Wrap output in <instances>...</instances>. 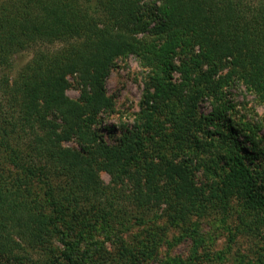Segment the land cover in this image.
Instances as JSON below:
<instances>
[{
	"label": "trees",
	"instance_id": "trees-1",
	"mask_svg": "<svg viewBox=\"0 0 264 264\" xmlns=\"http://www.w3.org/2000/svg\"><path fill=\"white\" fill-rule=\"evenodd\" d=\"M128 56L144 90L109 144L98 132L114 111L105 84ZM236 85L264 102V0H0V264H141L154 248L132 252L119 237L108 251L85 245L87 231L164 218L194 234L200 219L230 213L229 234L260 242L263 264L264 148L232 119ZM200 257L161 264L220 259Z\"/></svg>",
	"mask_w": 264,
	"mask_h": 264
},
{
	"label": "rangeland",
	"instance_id": "rangeland-1",
	"mask_svg": "<svg viewBox=\"0 0 264 264\" xmlns=\"http://www.w3.org/2000/svg\"><path fill=\"white\" fill-rule=\"evenodd\" d=\"M30 57V52L16 55L13 58L14 67L12 74ZM144 76V70L141 68L137 58L133 56H128L115 62L105 84L106 93L113 101L114 111L109 115H104L102 122L98 125V132L107 143H114L123 127L132 126L142 99ZM69 82L71 87L66 93L71 99H77L79 91L75 81L69 78ZM226 100L234 106L233 114L235 112V116L232 118L233 121L241 119V122H250L255 127L256 140H258L259 146L264 148V102H259L242 85H236L231 89ZM200 108L204 114L209 113L211 110L208 101L202 102ZM239 140H242V138H239ZM66 145L70 146V144ZM4 166L5 164L0 159V172ZM100 176L104 183L109 182L108 175L101 173ZM230 214L225 222H222L221 215L217 214H211L200 219L197 225L198 229L194 234L190 231L194 224H191V227H181L175 224L168 225L164 218L158 219L156 222L151 220L143 226L130 227L125 232L121 231L122 228H117L113 225L99 224L101 226L98 225L87 231L88 233L86 232L84 243L85 245L89 244V246L97 244L108 251H112L115 246L114 243L121 237L125 246L132 252L154 248L151 252V257L143 260L141 264H161L165 257L174 255L188 259V257L193 256V252H196V256H201L200 258L202 256L219 257L220 259L214 264H262L257 258V252L261 246L260 242L244 235L231 237L229 234L230 229L233 227L231 217H235L234 214ZM63 228L66 227L62 225V230ZM154 228L162 229L163 236L157 240H150L147 232H151ZM164 240L169 241L172 245H165ZM175 240L177 241L175 242ZM195 240H197V245L194 243ZM61 244L57 238L52 241L50 246L62 249L63 246ZM84 248L85 246L82 247V250ZM33 258V261H36L37 256L34 255ZM31 263L33 262H26V264Z\"/></svg>",
	"mask_w": 264,
	"mask_h": 264
}]
</instances>
